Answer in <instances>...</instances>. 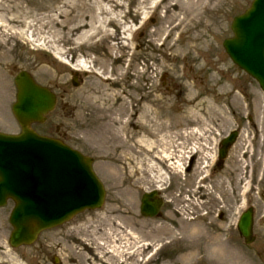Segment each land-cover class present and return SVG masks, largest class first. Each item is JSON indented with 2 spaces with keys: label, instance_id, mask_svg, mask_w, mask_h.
Instances as JSON below:
<instances>
[{
  "label": "rangeland",
  "instance_id": "374dc122",
  "mask_svg": "<svg viewBox=\"0 0 264 264\" xmlns=\"http://www.w3.org/2000/svg\"><path fill=\"white\" fill-rule=\"evenodd\" d=\"M0 2L4 5V0ZM154 2L122 1L123 13L127 16L121 25L128 31L125 35L121 34L124 48L119 50L115 41L72 50L74 47L63 43L46 28L33 29L32 35L37 40L34 45L20 35L7 41V55L3 60L0 59V132L19 133L10 110L16 94L13 77L18 72L26 71L36 83L57 96L56 107L48 115L46 123L33 128L38 132H50L51 135L60 132L68 146L92 158L93 170L104 185L107 196L101 210L84 212L69 223L42 233L30 248L19 250L11 249L8 244L11 232L8 217L12 209V204L8 203L0 209V264H53L52 258L58 259L59 264H104L107 259V264H120L121 260H125L124 264H170L186 244L168 245L170 240L163 234L171 231L178 236L183 230L181 219L201 215L205 216L203 224L230 235L231 243L243 251L249 264H264V221L261 217L264 211V172L252 174L254 160L252 163L248 158L241 160L238 151L242 147L237 146L242 142L239 137L235 149L229 151L220 169L216 171L214 180L201 185L197 179H202L205 174L196 163L208 161V158L188 156L181 159L184 165L182 171L187 174L182 171L172 172L168 174L170 177L166 175L158 183L144 184L142 173L138 171L134 174L133 165L132 169L128 167L129 157L116 152L115 144L109 140V133L105 134L102 141L89 135L98 126L94 122L97 100L105 109L124 104L125 108L135 111L144 105L146 101L142 98L145 96L152 102L151 107L163 116L162 120H158L163 125L160 133L162 141L168 142L173 149L177 146L176 151H181L185 138L183 135L191 132L187 128L204 131L208 128L206 124L214 126L208 120L222 119V127L225 129L222 136L235 129L238 120L232 122L229 119L243 112L246 103L252 104L257 110V114L252 117L257 127L264 123L255 83L232 64L222 48L223 40L232 37V19L242 14L252 0H220L216 9L200 13L196 19H192L194 22L187 32H181L182 26L175 29L169 38L165 31L161 32L165 26L162 20L167 16L164 4L154 9ZM34 3L42 4V1L35 0ZM146 5L151 8L147 6V9H143ZM215 5L212 1L209 8ZM42 13L35 11L30 17L39 19ZM198 35L202 38L197 39ZM189 38L194 41V48L188 52L186 59L178 55L174 62L168 47L177 42L175 45L180 48ZM204 42L206 45L199 48L198 45ZM58 51L63 53V58L57 54ZM63 60L68 62L67 66ZM80 60L86 61L90 70L103 73L101 78L87 73L79 74L75 79L72 72L79 70L77 67ZM115 69L119 71L116 73ZM79 72L83 73L81 70ZM104 77L118 79L120 83L117 80L118 85L115 86L104 82ZM73 82L77 87L73 86ZM193 94L198 95L195 104L201 103L202 106H198L195 111V114L199 113L196 115L199 121L190 122V125V120H185L184 116L190 108L186 101ZM230 114L235 115L231 117ZM224 115L228 121H225ZM245 120L246 115L240 119L243 127L240 137L244 138L248 135ZM129 129L138 131L133 122ZM143 132L146 131L142 129ZM208 139V136L204 139L207 140L204 143L207 147L211 144ZM194 145L188 143L186 149L196 147ZM260 150L258 155L262 157L264 152L262 148ZM200 153L205 155L204 151ZM243 164L248 166L247 170H244ZM149 174L147 177H150ZM168 181H171V187L165 193L164 201L168 203L165 202L163 217L159 220L141 219L138 207L142 192L156 186H167ZM190 196L195 197V200L190 199ZM191 202L200 205L201 209L189 208ZM246 203L254 212L255 240L250 245L244 244L232 229L233 226L229 232L223 229L232 222L233 217H237L239 210H244ZM184 211L189 214L185 216ZM85 247L91 248L93 252ZM105 252L108 255L102 262L93 259L95 253L103 257ZM6 254L18 262H11L5 258ZM200 264H207V261L202 259Z\"/></svg>",
  "mask_w": 264,
  "mask_h": 264
},
{
  "label": "water",
  "instance_id": "95a60500",
  "mask_svg": "<svg viewBox=\"0 0 264 264\" xmlns=\"http://www.w3.org/2000/svg\"><path fill=\"white\" fill-rule=\"evenodd\" d=\"M234 35L223 47L240 69L254 78L264 92V0H253L250 8L231 25ZM12 113L21 126L19 137L0 135V206L14 203L10 216L12 247L32 244L38 234L60 225L84 209L102 205L104 191L91 171V161L59 142L39 138L28 129L41 122L54 107V97L37 86L30 76L19 73ZM145 216L157 213L160 202L143 199ZM252 215L241 218L239 231L252 241Z\"/></svg>",
  "mask_w": 264,
  "mask_h": 264
},
{
  "label": "bare ground",
  "instance_id": "6f19581e",
  "mask_svg": "<svg viewBox=\"0 0 264 264\" xmlns=\"http://www.w3.org/2000/svg\"><path fill=\"white\" fill-rule=\"evenodd\" d=\"M33 1L35 0H4V5L0 2L1 60L7 55V41L15 35L25 37L27 41L31 42L33 45L37 43V40L34 39V35H32L33 29L35 28L38 30L46 28L54 36H58L63 43H67V45L74 47L72 50H75L76 47L79 48L86 45L89 47L100 46L107 43V41H115L118 50L124 48L122 44L123 38L121 36L125 35L128 31V29H125L123 25H121L123 18L127 16V14L123 13L124 6L122 1L124 0H41L42 4H33ZM126 1L132 3L134 0ZM154 1L152 6L154 9L159 8L160 4H164L163 8L167 16L162 20L165 26L161 29V32L165 31L167 38H169L172 32L179 27L183 26L181 30L182 33L187 32L194 22L192 19H196L200 13L204 14L216 9L218 7V1L220 0ZM212 1H214L216 5L211 9L209 5ZM147 6L149 9L151 8V6L149 7V5H146L143 9H147ZM35 11L43 12L40 18L38 17L39 19H35L33 16L30 17ZM173 13H175V15H173ZM111 29H114V31H111ZM201 38V35L197 36V39ZM176 43L177 42L168 47L172 52L171 58L174 62H176L178 55L186 59L188 52L194 48V41L191 38L180 48L175 45ZM205 45L206 43L204 42L200 43L198 46L200 48ZM117 49L114 48V50ZM177 49L180 50L178 51ZM57 54H59L61 58L64 57L63 53H59V51ZM81 61L82 60L79 61L78 67L90 70V67H87L88 63L86 61ZM115 61L117 60L115 59ZM63 62H65V60H63ZM118 71L119 69H115L116 73ZM174 71L175 70H173V72ZM175 73L176 72H174V74ZM100 74L103 75V73ZM117 80L104 77L103 81L110 82L116 86L118 82L120 83V81L118 80L117 82ZM123 96L125 97L126 94L123 93ZM114 97H116V95ZM197 97L198 95L195 96L193 94L192 98L190 96L189 100L186 101L190 108L184 118L185 120H190V125V122L196 123L199 121V118H196V115L199 113L195 114V111H197L199 108L198 106L201 107L202 104H195ZM142 99L146 102L144 101V105L142 104V107L135 111L125 108L124 104L116 107L111 106L105 109L99 104L100 101L97 100L94 122L98 123V126H96L94 132L92 134L89 133V135H92L97 141H102L105 139V134L109 133L111 135L109 140L115 144L116 152H120L122 155L129 157L128 167L132 169L131 166L133 165L134 170H132V172L134 174L138 171L142 173V181L144 184L152 182L158 183L164 176L170 174L172 170H174L173 173H180L181 168L184 167V165L181 164V159L187 158L190 155H196L201 150L206 152L205 158L209 156L208 153H210V151L207 149L208 147L204 145L206 142V140H204L205 135L209 134L212 136L214 134L210 133L209 125V129L206 132L190 128L191 132L185 133L186 137L184 138L181 151L178 149L176 151L177 146H174L175 149L171 148V145L168 142H163L160 136L163 125L158 120H162L163 116L151 107L152 102L148 101L147 96ZM101 102L103 103L102 100ZM193 117L194 119H192ZM132 122L133 125L137 126L138 131H130L129 128ZM142 129L146 132L142 133ZM190 140H194L195 144L199 145L198 152L195 151V147L186 149V145H188ZM200 142H202V144H199ZM131 143L134 145L132 146ZM135 147H137L139 151H136ZM185 149L186 152H184ZM179 155L181 156L179 157ZM174 161H176V163ZM173 164L179 166L176 167ZM172 165L174 169H172ZM149 172L150 177H147V173ZM162 186H159V188ZM200 209V205L194 206V210ZM204 218L205 216H197L195 218L188 217L181 219L180 224L183 225L181 230L190 224L196 222L202 223ZM163 236L168 239H173V243H187L181 233L177 238L171 231L164 233ZM5 258H9L11 262H18L15 259H11L9 254H6Z\"/></svg>",
  "mask_w": 264,
  "mask_h": 264
},
{
  "label": "clouds",
  "instance_id": "9594fccd",
  "mask_svg": "<svg viewBox=\"0 0 264 264\" xmlns=\"http://www.w3.org/2000/svg\"><path fill=\"white\" fill-rule=\"evenodd\" d=\"M182 237L187 241L170 264H249L242 250L235 247L229 237L209 226L196 222L186 226Z\"/></svg>",
  "mask_w": 264,
  "mask_h": 264
},
{
  "label": "flooded vegetation",
  "instance_id": "af4514ba",
  "mask_svg": "<svg viewBox=\"0 0 264 264\" xmlns=\"http://www.w3.org/2000/svg\"><path fill=\"white\" fill-rule=\"evenodd\" d=\"M250 112H251V118H247V120H246V124L248 125V135H246V137H245V139H246L245 143L241 139L242 136L240 137V134H242V131H243V127L241 126L242 120L240 122V119L243 118V113L241 112V113H237L236 114V117H237L236 121L238 120L236 126L237 127L239 126V127L237 128V134L235 136V141L232 144V146L228 149L227 154L229 153V151L231 149H233V148L235 149V146H236L235 143H236V141H237V139L239 137L240 141H242L241 144H239V142H238L239 145H237L238 148L242 147V149L238 151V153L240 155V158L241 159L248 158L249 161H251V163L254 160L255 165L252 168V173L254 174V172H255L256 174H259V173L262 174L264 172V153H263L262 157H259L258 154H260L259 150L261 148L263 149L262 152H264V124L262 126H260V128H259L260 134H258L257 133V125H256V123H254V119L252 118L253 115L257 114V110H255L253 105L251 107ZM241 114H242V116H241ZM239 122H240V124H238ZM206 131H208V129H206ZM211 131H216V129L211 127L210 128V133H211ZM223 132H225V129L222 127V132L221 133H223ZM250 133H251L252 136L250 135ZM207 136H205V138ZM226 136H227V134L225 133L223 136H221V139L226 137ZM208 138H209L208 140L210 141L211 137L208 136ZM221 139H219L218 142H216V148H215L216 151H217V148H220L219 142H220ZM188 143H195V142H194V140H190ZM194 146H196L195 147V149H196L195 151H198L199 150V145L195 144ZM205 147H207V145H205ZM210 148L211 147L209 145V147L207 149H210ZM202 151L203 150H201L200 152H202ZM248 153H249V155H248ZM227 154H226V157H227ZM197 155L199 156V154H196V156ZM190 156H191L190 158H194L195 157V155H190ZM224 160L216 162V164L213 167V170L215 172L220 169V167H221L222 163L224 162ZM219 163H220V165H219ZM196 164L198 165L199 162H197ZM190 166H189V168H190ZM193 166H194V163H193ZM260 167H261V169H260Z\"/></svg>",
  "mask_w": 264,
  "mask_h": 264
}]
</instances>
